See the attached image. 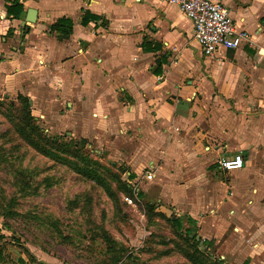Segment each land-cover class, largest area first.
I'll return each mask as SVG.
<instances>
[{
    "label": "crops",
    "instance_id": "0c3cea01",
    "mask_svg": "<svg viewBox=\"0 0 264 264\" xmlns=\"http://www.w3.org/2000/svg\"><path fill=\"white\" fill-rule=\"evenodd\" d=\"M211 1L228 7L250 44L205 55L191 20L164 0H0V96L54 110L60 134L129 164L125 181L155 180L180 188L175 198L189 206L207 204L195 217L205 242L229 224L245 233L260 221L250 236L261 241L242 263L264 264V214L252 208L264 207V0ZM16 3L23 10L10 16ZM64 17L68 37L52 30ZM238 151L244 168L221 170L220 156ZM145 165L152 180L138 173ZM214 172L241 181L211 182ZM175 176L186 180L175 186Z\"/></svg>",
    "mask_w": 264,
    "mask_h": 264
},
{
    "label": "rangeland",
    "instance_id": "374dc122",
    "mask_svg": "<svg viewBox=\"0 0 264 264\" xmlns=\"http://www.w3.org/2000/svg\"><path fill=\"white\" fill-rule=\"evenodd\" d=\"M0 103V256L7 264H243L245 253L261 241L262 236H250L261 224L252 221L250 232H235L236 223L229 224L220 238L205 242L195 217L207 204L189 206L176 199L180 188L162 190L165 183L158 188L155 180L129 184L123 180L129 164L88 140L60 134L54 110L45 114L32 107L35 124L46 135L60 136L56 160L44 156L17 133L13 116L23 103L1 96ZM85 160L98 168L97 176L105 178L114 196L90 175L76 173ZM148 169L145 165L138 173ZM230 174L214 172L208 180L241 181L239 174ZM176 177L175 186L186 180ZM252 208L263 217L259 206Z\"/></svg>",
    "mask_w": 264,
    "mask_h": 264
},
{
    "label": "built area",
    "instance_id": "2783aa9c",
    "mask_svg": "<svg viewBox=\"0 0 264 264\" xmlns=\"http://www.w3.org/2000/svg\"><path fill=\"white\" fill-rule=\"evenodd\" d=\"M179 7L181 12L192 22L194 38L207 56H213L220 49L236 50L250 44L252 35L246 29L236 25L228 7L211 0H164ZM225 172L244 168L246 162L241 151L231 155H222L217 161ZM127 173H124V177ZM154 172L146 173L142 179L152 180ZM129 184L134 185L126 180ZM128 204H132L130 196H124Z\"/></svg>",
    "mask_w": 264,
    "mask_h": 264
},
{
    "label": "trees",
    "instance_id": "16d2710c",
    "mask_svg": "<svg viewBox=\"0 0 264 264\" xmlns=\"http://www.w3.org/2000/svg\"><path fill=\"white\" fill-rule=\"evenodd\" d=\"M23 10V6L19 3L14 4L13 6L8 7V14L10 16L18 17L20 13ZM86 18L84 17L83 21L85 22ZM72 20L70 18H61L57 21V23L52 26V30L58 32L61 37H68L72 33ZM17 101L20 103H23L22 109H16V114L13 116V120L16 124V129L18 130L17 133H20L22 137H24V141L34 148L36 151L41 153L44 156H47L51 159L57 158L56 155H54L53 151L60 150V148L57 147L59 144L58 140H60V136H50L46 135L38 125L34 122V116L32 115V106L30 99L28 97H25L23 95H18ZM1 104V103H0ZM9 107H16L15 101H9ZM82 143H85L86 140L82 139ZM70 149H65L64 152L66 154H70ZM84 165H79V167L76 169L79 175H90L91 179H94L98 181L101 185H104L106 188V191L110 194V196H114V192L112 191V188L110 184H107L105 182V178L98 177L97 174H100L97 167H91L90 162L85 160L83 162ZM95 164V163H94ZM96 165V164H95ZM118 179V184L121 186V188L124 189V183L118 178L113 177L111 180ZM124 180V179H123ZM125 182V181H124ZM127 196V195H126ZM181 224V220L179 222ZM189 232V231H188ZM191 232V231H190ZM110 264V263H105ZM247 264V263H244Z\"/></svg>",
    "mask_w": 264,
    "mask_h": 264
},
{
    "label": "water",
    "instance_id": "95a60500",
    "mask_svg": "<svg viewBox=\"0 0 264 264\" xmlns=\"http://www.w3.org/2000/svg\"><path fill=\"white\" fill-rule=\"evenodd\" d=\"M35 14V11L30 9L28 11L27 21L30 23H34L36 21Z\"/></svg>",
    "mask_w": 264,
    "mask_h": 264
}]
</instances>
